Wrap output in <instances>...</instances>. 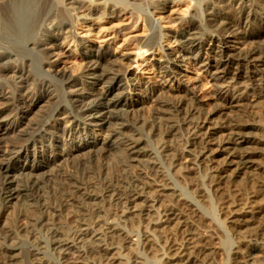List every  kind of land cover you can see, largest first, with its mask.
I'll use <instances>...</instances> for the list:
<instances>
[{
	"label": "bare ground",
	"instance_id": "obj_1",
	"mask_svg": "<svg viewBox=\"0 0 264 264\" xmlns=\"http://www.w3.org/2000/svg\"><path fill=\"white\" fill-rule=\"evenodd\" d=\"M123 22L126 24L118 25ZM204 40L220 53L216 57L207 52L205 60L207 76L215 85L209 94L214 107L206 115H195L196 108L191 106L187 90L181 85L184 72H188L182 63L188 58L187 53L201 47ZM11 59L17 63L13 67L4 62ZM28 61L38 64L39 79L31 76L28 68L32 64ZM1 77L11 83V104L0 112V117L7 111L12 117L4 127L8 137L0 146V216L10 209L14 214L3 231L29 229L28 224L46 228L48 247L41 244L42 240L31 244V249L24 240L7 243L9 236L5 235V240L0 239V264H10L14 256L20 257L21 264H60L62 259L67 262L75 256L89 261L96 254L125 247L131 234L117 224L108 225L110 210L86 208L74 202L73 196L79 191L88 199L109 200L112 207L125 205L126 209L123 207L116 214L124 223L134 218L152 224L178 219L182 240L190 242L195 236L202 239L198 249L184 252L187 246L181 245L175 258H170L165 249L160 264L212 263L206 258L214 253L211 221L197 210L188 221V200L177 193L157 165L152 172L126 173L121 177H102L104 172L98 171L102 177L98 185L87 181L89 172L88 176L83 174L87 180L75 175L94 157L109 156L117 148L123 147L127 164L145 152L148 140L134 116L137 106L144 124L154 131L165 126L162 131L171 136L175 127L166 124L186 127L181 151L184 158L188 159V153L195 157L193 164L201 166V159L213 162L219 153L229 154L218 166L206 168L208 187L218 200L227 199V185L239 182L244 188H255L246 189L250 199L254 196L252 191L264 196V166L256 164V157L263 154L256 145L264 140L252 130L257 123L245 120L243 115L221 113L235 107L244 113L250 97L264 98V0H0ZM240 78L249 82L239 85ZM55 98L47 114L39 117L35 110L41 107L39 104ZM218 113L228 115L222 118V128L230 135L227 138L213 131L212 116ZM79 128L89 137L82 144L76 140ZM119 135L123 137L117 141ZM99 136L101 140H97ZM99 142L103 143L102 154L91 149ZM171 155L172 164L179 161L176 166L179 165L180 154ZM16 161L22 162L16 165ZM72 168L77 169L75 173ZM182 168L186 171L188 165ZM45 172L56 180L60 175L64 177L57 189L62 202L45 205L55 211L51 219L40 215L29 221V215L42 209L40 191L48 180ZM125 181L128 186L123 184ZM146 184L160 187L156 188L160 191L157 193L170 197L166 199L168 203L159 205L162 207L155 221L148 207L153 205L146 203L141 207L137 202L141 197L151 199L148 192L147 196L141 194L148 187ZM193 187L197 191L199 183ZM246 190L240 187L232 199L228 197L230 202L227 199L228 204L240 206L232 209L233 220L229 222L244 229H239L241 235L235 237L238 249L233 253H242L240 244L245 243L243 264H264V208H254V200L242 202ZM29 202L32 207H28ZM65 210L69 213V226L60 221L59 215ZM89 235L92 238L86 243ZM3 236L0 232V238ZM81 236L83 244L78 243ZM256 253H261L260 260H253ZM134 257L132 264L137 262Z\"/></svg>",
	"mask_w": 264,
	"mask_h": 264
},
{
	"label": "rangeland",
	"instance_id": "obj_2",
	"mask_svg": "<svg viewBox=\"0 0 264 264\" xmlns=\"http://www.w3.org/2000/svg\"><path fill=\"white\" fill-rule=\"evenodd\" d=\"M181 9H184V7H182ZM181 9L179 10V12L181 11ZM125 24L126 22H123L118 25L123 26ZM208 30L209 29H206L207 32H211L210 30L209 31ZM207 52H209L211 55H214L216 57L220 56V53H218V48L216 46H213V44L209 42L208 40H204V43L202 44L201 47L195 48L192 50V52L187 53L188 58H186L185 62L182 63V65H185L184 67H188V72L187 71L184 72L185 80L182 82L181 85H183V88L187 90V96L189 99L188 101L192 104L191 106H194L196 108V111H194L195 115H198L201 112H203V114L206 115L208 111L209 112L210 110L212 111L213 109L212 107H214L213 101L210 98L209 94L214 90L215 85H214V82L211 80V77L207 76L206 67H205V62H206L205 60L207 57ZM4 62L9 63L11 67L17 64L16 62H13L12 59L10 61L5 60ZM28 64L30 65L32 64L30 68H28V71H30V74L33 77V79L34 77L39 79L38 78L39 72H38V66H37L38 64L34 65L33 63H30L29 61H28ZM4 78L2 77L0 78V112L3 110H6V108H9L11 104V101L8 100L11 98V87H10L11 83L5 81ZM238 82L240 83L239 85H245L249 82V80L247 78H240L238 79ZM175 83L177 86H179L178 82L175 81ZM230 84H234V82H231ZM239 85L234 84V86L236 87ZM55 100L56 98L48 102L46 101L41 102L39 104L41 105V107L39 108L37 107L35 109L36 114L39 115V117L44 116L43 113L46 115L47 114L46 112L49 111V109L51 108V105L53 106ZM247 103L248 104L243 108L246 111L244 113L240 110V108H236V107L230 108V109L226 108L221 113L226 112L228 114H233V115H238V114L243 115V118L245 120L248 119L250 122L252 120V123L256 122L257 126L253 127L252 130L255 133V136L257 135V137L259 136L258 138H262L264 140V98L257 99L256 97H250V101H248ZM139 108L140 106H137L138 111L134 112L136 115L131 113V116L134 115L138 118V124H137L138 128L144 132V133L142 132L143 137H146L148 140L147 141L148 144H145L144 146L146 153L144 152L143 154L138 155L134 160L128 162L127 164L122 156L123 147L121 149L117 148L111 151V154L109 156L102 155L101 157H96V158L94 157L95 159L94 158L92 159L94 161L93 162L89 161L92 163H88L82 166L83 167V168L81 167L82 169L79 168L80 171H78L76 168L75 169L72 168V171L75 173V171L77 170L76 171L77 174L75 173V175L76 176L78 175V177L80 178H83L84 175L88 176L87 173L89 172L88 174L90 175L88 177L89 179L91 177V179L89 180L88 177H84L83 179L86 178V180L88 179L87 180L88 182L91 181L90 183L94 182L93 184L98 185L100 181L99 180L100 172L97 173L98 171H101V172L103 171L104 172V173L102 172L103 174H107L104 176L102 174L101 175L102 177H107V176L112 177L113 175H118V174H120V177H121V175L123 174H124L123 176L127 175L126 173H128V175H132L133 173L135 174L136 172H139V173L140 172L142 173L143 171L152 172V167L154 165H157L158 166L157 169L160 170L162 174H164V176H166L171 181V184L173 185L177 193L181 194L184 198L188 200L189 202L188 207L185 208V214L188 217V221H191L193 219L192 214L194 213V210H197L198 212H200V214H202L208 222L211 221L210 225H211V228L213 227L212 229L214 230V233H213L214 236L210 238L211 240L210 243H211L212 248H214L213 249L214 253L206 257L207 259H210L209 262L211 261L212 262L211 264H230V263L231 264H243L244 260H246V258L243 255L244 250L247 249L246 244L245 243L240 244V247L244 249L243 251L241 250L242 253H233V250L238 249L236 248L237 238L235 237L241 235V232L239 233V229L243 232H244V229L243 227H241L240 225H237L234 222H229L230 220L231 221L233 220V217L231 215L232 209L235 211V209H238L240 206L234 207L232 206V204L231 205L228 204L227 199L228 197L229 199H232L235 196L237 189L240 187H242L243 191H245L246 189L247 190L249 189L251 191L252 189H255V188L250 187L251 185L244 188V186H242V183L240 182L236 183L234 186L232 184H229L227 185V196H228L226 197L227 199L223 198L222 200L224 202L222 200H218L217 199L218 196L213 192L212 188L208 187L207 169L209 168V166L211 167L218 166L219 164L224 162L226 157L229 156V154L227 155V152H221L215 157V160L213 162H208L206 159H201L199 161V164H201V166L193 164V162L195 161V159L193 158L195 157H193V155L188 153V159L184 158L182 151H181L183 147L182 144L187 136L186 127L181 126V125L179 126V124H166V127L167 125L172 126L173 128L175 127L173 134H172L174 136L166 135V133L162 131L164 130L165 126L163 127L160 125L159 127L162 133L159 129H157V131H154L153 129H151V127L144 124V121H142L144 119V116H143L142 111H140L141 108L140 109ZM231 109L233 111L232 113L230 112ZM9 112L10 111L3 113L2 116L0 117V146L3 144L2 142L4 141V139L8 137V134L6 133V131H4V127H5V124L11 121L12 116H10ZM227 116L228 115H224V116L222 114L220 115V113L212 116L213 122L211 124L213 126V131H216L218 135L220 134L222 138H227L228 136L226 135H229L228 130L222 128L224 126L222 125L224 124V121L222 118H226ZM36 118L39 119L38 116ZM81 129L79 128V131H81L82 133L81 132L77 133L78 138L76 139L77 141L81 140L80 144H82L84 139L87 140L89 138L88 136L84 135V132ZM128 133L131 134L132 132L128 131ZM92 137H95V134L92 135ZM122 137H123L122 135L121 136L119 135L117 138V141H119V139L121 140ZM101 139H102V136H99L97 140H101ZM256 146L260 147L263 152L262 156L256 157L257 158L256 164H259L260 166H264V156H263L264 155V142H260ZM102 148H103V143L99 142L91 149L94 150V153L96 154L98 153L102 154V150H101ZM176 152L177 154H180L179 156L181 158L180 159L181 163L177 166H176V163H178L179 161L176 162L175 164H172L173 155H171L172 153H176ZM21 162L22 161H16L15 164L17 165V164H20ZM186 165H188V168H186V171H184L182 166H186ZM90 167H91V170L89 169ZM97 167H101V168L99 169ZM106 167L109 168L110 171ZM93 168L94 169L97 168V169L94 170ZM114 168H116L117 170ZM119 169L121 171H119ZM122 169H123V173H121ZM45 170L47 169H44L43 171ZM85 171H86V174H85ZM48 172L51 173L50 171ZM48 172L44 173L45 176H48L47 183L45 187L40 191V194H42L41 195V202H42L41 212L39 211L37 213H34L33 215L34 217L32 215H29L30 217L27 218L28 220L30 219L29 221H33L32 219L37 218L40 215H43L44 217L46 218L48 217V219H51L53 217L52 214H54L55 211H53L50 208H47V206L49 204L58 205L59 202H62L61 200L62 195H60L61 193L57 189L60 188L61 184L65 181V179L64 177L63 178L61 177L62 175H60L61 178L58 177L57 179L59 180H56L55 178H52L51 175L49 176ZM111 172L112 174H110ZM92 174H95V175H92ZM96 174L98 176H96ZM102 177H100V179H102ZM93 179H95L96 181H93ZM127 181L123 183L125 184V186H128L127 184L129 182ZM151 181L152 180H149V182ZM194 183H199L200 187H198L197 191L194 189L195 187H193ZM232 186L233 188H231ZM145 187H146L145 192L143 193L140 192V193L142 195L147 196V192H148L149 193L148 196L149 195L152 196L151 199L156 197V199H160L159 202L158 201L154 202L151 199L147 200L145 199V197H141L140 199L137 200V202L139 203V206L141 207L143 206V204H146V203L148 205H153V206H148V207L150 209L149 214H152L151 219L155 221L156 219L154 220V218H156L158 212L161 210V207H162V206L160 207L159 205L163 203V201L165 203L166 202L168 203L166 199L170 197L168 196L165 197L163 195H160L159 194L160 191L157 190L160 187H157V186L154 187V186L147 185V184L145 185ZM199 190H201L200 191L201 194L203 190V195L201 194L199 195L198 193ZM247 190H246V193L244 192L245 196L244 194L242 196L244 197L242 198V202L244 201L246 202L247 199L248 201L254 200L256 202V204L255 202H252V204H254V208L256 206H257V209L260 206L261 207L263 206L264 208V196L255 195L254 191H252L251 195L254 194V196H252V198L250 199L249 198L250 195L246 196ZM158 191L159 193H157ZM82 192L83 191H79L75 193L76 195L73 196L74 202L77 201L76 203H79L80 205L82 204L86 208L95 209L98 207L99 208L104 207L108 209L107 211L110 210L109 218H108V225L117 224L121 228H123L124 231L126 230V232H129L131 234L130 238L128 239L130 240V242L127 243L125 247L121 248V250L119 248H115V249L106 251L105 254H96L95 256H93L94 258L93 259L90 258L89 261L86 258L85 260V259L78 258L75 256V257H71L67 262H65V259H62L60 264H66L68 262H71L69 264H83V263L84 264H132L131 257L132 256L134 257V255H135L134 259L136 258L137 262L133 264H160L162 263L161 262L162 260L160 261L159 259L163 257L162 253L165 251V249L167 250L166 252L168 253V256L170 258H175L177 257V255H175V252H177V249L180 248V246L183 244H186L187 246V249H185L184 252H186L188 248L192 250V249H198L201 247L199 243H201L202 239H200L199 236H198L199 238L198 240H197V237L195 236L196 239L193 238L194 240L192 239L190 242H185L184 240H182L183 233L181 232L180 234L178 232V229H179L178 228L179 226L177 224L178 219L170 220L167 222H160V224L159 223L152 224L151 222L149 223L148 221H145V220L142 221L138 218H134L124 223L122 220L118 219V216H116V214L118 213V211L120 212L123 207L126 209L125 205L120 206L121 208L117 206L112 207L110 206L111 202L109 200H103L102 198H98V199L89 198L88 199L87 196L83 194ZM153 192H155V194ZM56 193H58L59 195H57ZM58 196L60 197V200ZM63 202L64 204L66 203V201H63ZM28 204H31V202H29ZM28 207H32V204L28 205ZM21 209H24V208H21ZM132 209H135V207H132ZM12 213L13 212L10 209L4 215L0 216V230L5 225H8V221H10L14 217V214ZM68 214L69 213L67 212V210H65V211H61V214L59 215V217L61 218L60 221H62V223L67 226L70 225V223L68 222V219H66L67 218L66 216H68ZM163 220H165V218H163ZM27 226H29L30 228L32 227L35 230L32 228L27 229L28 227L26 229L28 231L32 230L31 232H27L26 229L21 230L20 228L17 231H15L16 229L14 230L12 229L13 231H10L13 234L12 235L10 232L7 233L6 231H3L4 230L3 228L2 231L0 232L4 236L0 239L5 240L8 236L9 237L12 236L11 238L8 237L5 240L7 241V243H12L14 242L13 240L15 241L24 240V241H27L28 247L30 245V249L34 247L32 245H35L37 244V242H40L42 240L41 241L42 243L41 242L40 243L48 247V240L46 239L47 233H46V230H44L46 228L43 229L42 227L39 228L38 226L33 227L32 224H28ZM201 228L199 229L201 230ZM82 237L83 236L79 237V240H78L79 244H83L85 242V240L84 241L82 240ZM90 238H92L91 235L86 236V243L89 241ZM35 241L36 243L33 244L32 242H35ZM48 251H50V247ZM260 255L261 253H256L253 260L255 259L260 260L259 259ZM129 256H130V260L128 259ZM167 260L169 259H166L164 261H167ZM20 261H21L20 257L14 256V258L11 259L9 263L10 264H21ZM57 261L58 260H56V262ZM195 264H203V263L199 261Z\"/></svg>",
	"mask_w": 264,
	"mask_h": 264
}]
</instances>
